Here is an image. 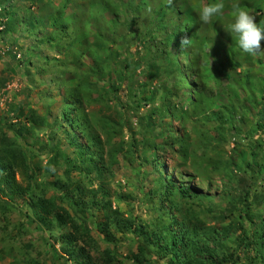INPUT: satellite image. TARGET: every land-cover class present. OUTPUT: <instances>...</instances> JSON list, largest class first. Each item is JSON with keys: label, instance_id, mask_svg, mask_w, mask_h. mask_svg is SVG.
Wrapping results in <instances>:
<instances>
[{"label": "trees", "instance_id": "trees-1", "mask_svg": "<svg viewBox=\"0 0 264 264\" xmlns=\"http://www.w3.org/2000/svg\"><path fill=\"white\" fill-rule=\"evenodd\" d=\"M35 1L40 4V13L48 4H52L49 0ZM57 1L59 4L55 6V12L49 17L52 23L67 27L63 22L64 17L74 18V9L80 11L81 6H85L86 11L82 10L81 19L77 18L76 21L82 20L81 29L90 39V43L88 38L80 42L84 44L83 47L76 46L80 48L77 56L74 53L69 56L73 57L70 60L72 68L84 66L87 70L82 78L76 79L74 88L64 81L67 92L63 100V116L68 119L75 114L85 126L90 122L85 114V106L91 104L90 101L102 106L101 114L92 115L93 125H96L93 128L100 130L108 146H113L123 132L119 123L121 119L126 118L129 112L139 111L142 103L150 105L153 110L145 116L147 126L140 128V134H131V141L127 143L129 157H125L134 159L135 154L140 152L145 160L143 164L152 165L155 172L151 190L153 196L144 195V201L150 202L157 196L161 201L160 206L166 204L169 210H157L163 216L159 217L158 225L149 227L138 220L136 222L132 214L125 217L119 208L112 210L105 192H102L101 199H97V191L91 190L92 198L85 201V192L69 184V173L79 177L84 173L91 180L89 176L100 175L104 167L109 170V165L104 163L103 154L91 152V149L101 147L103 153L102 144L96 131L84 126H80V130L86 146L79 145L77 136L72 137L70 144L76 149L81 171L65 167L63 173L52 175L49 186L33 194L31 190L37 169L25 163L24 155L16 144L24 130L32 131L39 125L40 117L33 110L25 113L26 110L21 107L23 104L12 107L10 111L14 120L20 123L18 136L7 137L6 129L0 122V197L14 200L29 194L31 206L40 208L51 217V220L38 217L45 230L65 228L66 231L59 236L60 242L67 253L78 255V259H75L78 264H123L114 251L119 248V235L133 237L132 247L124 257L129 264H159L158 259L166 260L165 264H208L205 259H217L215 264H264V55L242 54L234 38L224 31L231 18L230 7L225 10L223 18L212 24H203L195 8L197 0H175L172 7L167 6L166 0ZM67 2L73 11L65 15ZM199 2L211 3L213 0ZM239 2L242 7L255 13H262L264 8V0ZM10 3L11 0H0V6L7 4V7L0 9V32L3 34L4 30L11 33L13 27L19 25V17L14 18L16 14L10 12ZM225 3L230 6V0H225ZM120 16L124 17L126 25L122 26L127 32L115 38L110 27ZM42 20L39 15L29 23H34L36 27ZM98 20L104 21L103 30L94 31ZM25 22L28 23V20ZM257 22L264 23V19ZM184 36L191 39V44L181 49L180 40ZM66 37L68 45L76 39L71 33ZM132 39L147 49L146 57L150 60L144 59L146 64L143 66L139 62L132 63L133 56L128 51ZM114 46L119 52L113 49ZM82 57H88L89 65H84ZM71 67L69 70L73 71ZM137 71L144 82H134ZM159 72L167 78L166 82H170L163 86L165 96L160 103L147 83L148 75L153 80ZM124 83L122 98L119 91ZM91 93L96 94L95 99H90ZM158 117L168 121L158 123ZM176 123L178 126L174 127ZM189 123L195 127L201 123V130L196 132L205 152L199 160L209 162L211 174L222 178L221 193L216 197L184 186L176 179L180 167L174 166L173 170H168L164 164L165 156L176 158V162L186 161L185 152L189 143L183 139L182 131ZM159 125L162 129L155 135L153 130ZM255 134H258L256 140L253 137ZM227 136L239 138L241 141L235 147H242L238 152L234 150L230 159H225L220 152ZM114 137L117 140L112 142ZM35 155L32 152V161ZM112 156L109 155L110 160ZM99 159L100 165L97 162ZM190 166L193 168L192 160ZM16 173L26 182L25 188L16 182ZM174 178L175 182L180 183L178 186ZM241 178L245 181V187L243 182L239 183ZM206 180L213 182L210 178ZM65 189L75 191V199L70 201L76 212L57 204L64 202L62 197L57 198V193ZM173 192L183 199L193 200L201 211L205 205L203 201H206L207 213L216 211V214L223 215V226L206 227L201 219L190 212L182 213L183 220L178 221L172 214L177 208L171 198ZM64 194L69 198L72 195L69 191ZM130 196L124 194L123 197L128 199ZM123 197L120 198L122 201L125 200ZM216 198L220 199V205L214 202ZM133 203L134 200L125 203L128 210L134 211ZM140 204L145 206L143 201ZM80 205L86 209L79 212ZM88 213L98 220L95 230L85 227L78 217L79 214L83 216ZM51 249L54 250V247L51 246ZM239 259H243V262L239 263Z\"/></svg>", "mask_w": 264, "mask_h": 264}, {"label": "rangeland", "instance_id": "rangeland-1", "mask_svg": "<svg viewBox=\"0 0 264 264\" xmlns=\"http://www.w3.org/2000/svg\"><path fill=\"white\" fill-rule=\"evenodd\" d=\"M49 1L52 4H48L40 13L38 11L40 4L35 0H11L9 6L10 12L16 14L14 18L17 19L19 17V25L16 24L11 33L5 30L4 34L0 32L1 125L6 129L5 132L10 139L13 136H18L20 123L14 120V116L10 113L11 108L18 104H23L21 107L26 110L25 113H28V110H33L40 117V120H43L42 122L39 120V125L33 128L32 131L24 130L21 134L22 138H18L16 144L24 155L25 163L30 165L31 168L37 169L31 190L33 194H38L41 188L46 185L49 186L52 175L63 173L65 167L81 171L82 165L77 158L76 149L74 150L70 146L73 136L78 137L77 142H79V145L86 146L80 130V126L81 128L84 126V123H81L83 121L79 120L75 114L68 119H65L63 116V100L67 92L64 81H67L69 86L74 88L76 79L82 78V74L87 70L84 66L76 69L72 68L70 60L73 57H69L72 56V53L75 54L74 56L79 54L80 48H76V46L83 47L84 44L80 42H83L89 36L81 29L82 20L76 21L77 18L81 19V11L85 12L86 7L81 6L82 10L74 9L73 11L70 7L71 4L67 2L65 15L70 14L72 11V13H75L76 11V16L68 19L64 15L63 22L67 27H61L59 24H53L49 19L53 11L55 12V6L59 2L57 0ZM31 2H33L32 5L30 4ZM2 7H7V4L0 6V9ZM247 10L249 11V9ZM261 11L262 13H258L257 11L255 13L250 10L257 20L264 19V8ZM39 15L43 19L40 25L35 27L34 23H29L33 18L37 19ZM26 20H28V23L25 22ZM124 21V17L120 16L114 21L115 25L110 27L115 38L127 32L122 26L126 25ZM95 26L94 31L103 30L104 21L98 20ZM69 33L73 37H76L75 41L70 45L66 44L68 42L66 36ZM110 41L111 38L108 39L109 43ZM88 42L90 43L89 38ZM129 43L131 44H129L128 51L133 56L132 63L139 62L141 66L145 65L144 59L146 61L150 60L146 57L147 49H145V46L138 45L137 42H134V39ZM113 49L118 51L117 46H114ZM83 55L87 54L84 53ZM81 60L84 65H89L90 63L88 57H82ZM162 63L164 64V62ZM70 67L73 71L69 70ZM163 67H165V64ZM156 74L157 78L155 77L153 80L148 75L147 83H149V87L153 90L156 100L160 103V99L165 96L163 86L170 84V82H166L167 78L162 76L160 72ZM135 76L134 82L142 83L145 81L143 78H139V71L135 72ZM164 81L166 82L165 84H163ZM92 87L90 86V88ZM121 87L119 95L123 98L125 83ZM95 97V93L90 94V99H95ZM90 102L91 104L85 106L84 109L87 120L90 122L84 127L87 129L92 128L93 131H96L97 136H99L103 153H101V147H95L91 149V152L103 154L104 163L109 165V170L104 167L100 175L94 174L89 176L91 180L86 178L84 173L80 177L76 176L77 174L72 175V173H69V184H71V187H79L85 192V201L92 198L89 193L91 190L97 191V199H101L102 192H105L111 201L112 210L119 208V212L124 213L125 217L132 214L136 222L138 220V222H143L149 227L158 225L157 221L159 222V217L163 216V213L159 214L158 211L160 209L169 210V206H165L166 204H164V207H161L160 198H157V196L151 199L150 202L144 201V195L153 196L151 194V190L154 187L152 181L155 175L153 167L152 165L143 164L145 160L140 152L135 154L134 159L133 157H130V159L125 157L126 155L128 156L127 143L131 141V134H140V128L147 126L148 122L145 116L151 113L153 108L150 105H144L147 103H142L139 111L129 112L126 118L123 117L119 122L123 129L121 138L117 140L114 137L112 142L116 140L118 142L116 144L112 143L114 144L113 146H108L106 138L100 133V130L93 128L96 127V125H93V116L101 114L100 109L102 106L96 105L93 101ZM158 118V123L161 122L163 124L168 121V119L162 120L160 117ZM160 125L153 130L155 135L161 131ZM200 125L201 123L195 127L189 123L184 126L182 136L189 143L185 152L187 159L184 163L183 161L176 162V158L169 156H165L163 160L168 170H173L174 166L180 167L176 172V179L180 180L179 182L183 183L184 186L198 189L201 194H209L216 197L221 193H219V190L222 186V178L219 175L211 174L209 162L205 163V161L199 160V157L205 152L203 143L198 142L199 136L198 132H196L201 130ZM175 126H178V123L174 124ZM194 127L195 129H193ZM243 129L245 130V128ZM253 137L256 140L258 134H255ZM226 138L227 141L221 144L220 152L225 159H230L234 154V150L238 152L242 149V147H235V144L241 140L233 136H227ZM121 141L124 142L123 145ZM241 145L243 146L242 142ZM32 152L36 154L34 161L30 159ZM110 154L114 155L111 157V160L109 159ZM100 159L97 160L98 165L101 163ZM191 160L193 168L190 166ZM207 178L212 179L213 182H207ZM15 180L22 188L26 187V182L22 181L19 173L15 174ZM175 181L174 178V183L178 186L180 183L178 184ZM240 182H243L245 187L243 178L239 179ZM1 188L2 185H0V190ZM68 191L72 193L70 198L64 194V192ZM64 192L57 193V198L62 197L61 199L64 201L63 203L57 202V204L70 207L71 211L76 212V208H74L70 201L72 198L75 199V191L65 189ZM124 194L131 195V198H124ZM121 197L125 200L122 201ZM171 198L177 205L172 214L178 221L183 220L181 217L182 213L186 214L190 212L201 219L206 227L219 228L223 226V215L216 214V211L207 213L208 204L206 201H203L205 205L201 211V208L196 206L193 200L183 199L175 192H173ZM133 200L134 211H131L128 210L125 203H131ZM219 200V198H216L214 202L219 204ZM142 201L145 206L140 204ZM84 209L86 208L83 205L78 206L79 212ZM38 217H46V219L51 220V217L45 215L40 208H33L31 206L29 194H23L20 198L14 200H10L4 196L0 197V264H78L75 260L78 255L71 252L70 254L67 253L60 242L59 236L66 231L65 228L52 227L51 230L47 231L38 222ZM78 217L85 224V227H91L93 230L96 229L98 220L95 216L92 217L88 213V215L83 216L79 214ZM176 228L174 227V229ZM96 234L98 233L96 232ZM118 239L120 240L119 248L114 251L117 252L119 261L123 262V264H129L128 260L124 257L132 247L133 237L119 235ZM51 246L54 247V250L51 249ZM151 260L153 261V259ZM205 260L208 264H215L218 261L217 259ZM158 261H160L159 264L166 263V260L162 261L158 259ZM238 262H243V259H239Z\"/></svg>", "mask_w": 264, "mask_h": 264}, {"label": "clouds", "instance_id": "clouds-1", "mask_svg": "<svg viewBox=\"0 0 264 264\" xmlns=\"http://www.w3.org/2000/svg\"><path fill=\"white\" fill-rule=\"evenodd\" d=\"M174 2L175 0H166L169 7H172ZM229 7L231 18L224 31L234 38L236 47L242 54L264 55V23H258L256 16L242 7L239 0H230V6L225 3V0H213L211 3L197 0L195 4L199 21L203 24H212L223 18L225 10ZM190 44V38L187 36L181 38V49L190 46Z\"/></svg>", "mask_w": 264, "mask_h": 264}]
</instances>
